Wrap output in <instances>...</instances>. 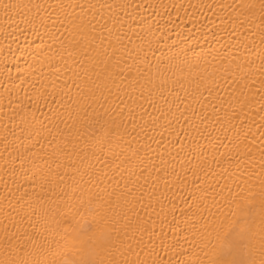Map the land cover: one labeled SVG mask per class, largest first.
Here are the masks:
<instances>
[{
	"label": "bare ground",
	"instance_id": "1",
	"mask_svg": "<svg viewBox=\"0 0 264 264\" xmlns=\"http://www.w3.org/2000/svg\"><path fill=\"white\" fill-rule=\"evenodd\" d=\"M262 16L261 0H0V264L59 261L89 223L118 264H208L237 186L264 179ZM83 109L107 112L102 148Z\"/></svg>",
	"mask_w": 264,
	"mask_h": 264
},
{
	"label": "snow or ice",
	"instance_id": "2",
	"mask_svg": "<svg viewBox=\"0 0 264 264\" xmlns=\"http://www.w3.org/2000/svg\"><path fill=\"white\" fill-rule=\"evenodd\" d=\"M261 9L264 12V0H261ZM261 22L264 23V16ZM261 41L264 43V35ZM82 111V116L77 115L82 127L99 125L96 127L98 135L88 137L92 142L90 146L102 148L113 133L107 112H93L89 116L87 109ZM41 178L45 179L43 173ZM229 208V213L213 225L212 238L204 245L205 256H210L208 264H264V179L258 184H250L247 180L239 184ZM62 241L63 245L56 253L61 259L51 264H118L114 258H108L112 253L105 233L91 223L72 224L70 231L65 229ZM257 243L259 261L252 259L253 248Z\"/></svg>",
	"mask_w": 264,
	"mask_h": 264
}]
</instances>
